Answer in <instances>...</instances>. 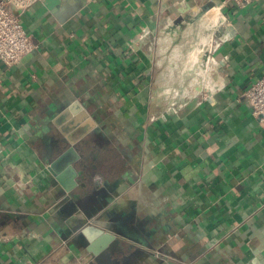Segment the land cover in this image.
Segmentation results:
<instances>
[{"label": "crops", "instance_id": "0c3cea01", "mask_svg": "<svg viewBox=\"0 0 264 264\" xmlns=\"http://www.w3.org/2000/svg\"><path fill=\"white\" fill-rule=\"evenodd\" d=\"M192 1L39 0L25 12L36 48L0 61V264H264V118L245 96L264 73V0L216 1L222 85L167 120L152 57L130 46ZM72 140L89 212L113 206L116 222L94 258L53 193L51 163Z\"/></svg>", "mask_w": 264, "mask_h": 264}, {"label": "bare ground", "instance_id": "6f19581e", "mask_svg": "<svg viewBox=\"0 0 264 264\" xmlns=\"http://www.w3.org/2000/svg\"><path fill=\"white\" fill-rule=\"evenodd\" d=\"M220 6L221 4H216L205 10L201 16L193 18L184 29L180 25H176L174 29H168V27L171 28V26H174L173 20L171 19L165 28L166 30L163 31V34L161 33V53L166 52V54H162L163 58L159 61L168 60V64L173 62L175 66H169L171 68H168V70L165 69L160 74L159 82H162V88L158 91L159 95L173 92V96H193L198 92L203 82L206 83L210 92L221 87L223 79L214 77L212 73L214 60L211 58H207L206 61L203 60L205 52L210 48V34L207 31L215 28L214 26L221 22L218 21L221 18L219 13H222L220 12ZM169 49L170 52L167 53ZM175 69L179 71L178 81L176 80L178 76L175 73ZM185 76H191L192 79L188 82ZM174 82L180 84L178 86L179 88L176 85V87L174 86ZM194 85L198 89L191 91L190 87Z\"/></svg>", "mask_w": 264, "mask_h": 264}, {"label": "built area", "instance_id": "2783aa9c", "mask_svg": "<svg viewBox=\"0 0 264 264\" xmlns=\"http://www.w3.org/2000/svg\"><path fill=\"white\" fill-rule=\"evenodd\" d=\"M39 0H0V61L7 67H12L19 64L23 58L31 53L35 48L36 44L33 36L27 31L23 22V15L31 7H33ZM204 4L216 2L217 0H200ZM253 0H226V2H233L238 7H245ZM223 15V21H225ZM226 25V24H225ZM152 31L150 29H144L141 33L135 36L131 41L130 46L133 49H141L143 39L149 35ZM224 36L221 34L216 40L209 57L213 58V53L216 48L223 41ZM218 67L214 62L212 69L214 77L218 78ZM219 89V87L217 88ZM216 90V89H215ZM214 90V91H215ZM210 92V95H213ZM201 93V91H200ZM199 93V94H200ZM197 94V95H199ZM245 96L251 106L252 114L264 118V73L253 83L246 91ZM190 101H185L183 105L174 107L173 109H164V112L160 113V117L163 120H167V115L171 110L179 109L180 107L186 106ZM3 149H0L2 152ZM18 188H22L23 185L18 182L16 183ZM112 208L109 206L103 209L100 213H96L91 216L90 223L93 225L101 226L109 231L116 230V222L112 218Z\"/></svg>", "mask_w": 264, "mask_h": 264}, {"label": "water", "instance_id": "95a60500", "mask_svg": "<svg viewBox=\"0 0 264 264\" xmlns=\"http://www.w3.org/2000/svg\"><path fill=\"white\" fill-rule=\"evenodd\" d=\"M212 4L214 3H209V6ZM84 156V151L79 150L77 142L72 140L71 145L51 163V171L58 181L53 193L58 200L57 209H74L67 223L75 232L85 236L84 244L89 252L88 258H94L101 255L106 248L114 246L116 234L113 230L109 231L90 223L92 216L88 210L90 197H84L83 194L88 192L92 182L80 183L78 180L82 171L80 163L84 160Z\"/></svg>", "mask_w": 264, "mask_h": 264}, {"label": "rangeland", "instance_id": "374dc122", "mask_svg": "<svg viewBox=\"0 0 264 264\" xmlns=\"http://www.w3.org/2000/svg\"><path fill=\"white\" fill-rule=\"evenodd\" d=\"M216 4H220L219 2H214V4L210 5L209 4H204L203 2L201 1H192L188 4H184L183 7L181 9H179L180 11H177L176 14L172 17V20H173V23H174V26H171V28L168 27V29H174L176 25H180L181 28H185L187 27V24L193 19V18H197L199 16H201L205 10L211 8L213 5H216ZM221 8V6H220ZM222 12V11H220ZM223 13H219V16L221 18H219V22L217 25H215L214 27L215 28H211L210 30H208V34H210V48L205 52V56H204V59L203 60H207V58H211L209 57V55H211V51L213 49V46L215 44V40L221 35L222 33V28L224 27L225 23L223 21ZM212 19L215 20V18L213 16H211ZM171 20V19H170ZM170 20L167 21V23H165L160 29L158 30H155V31H152L149 35H147L142 42V48L152 57L153 59V67H154V76H155V80H154V83H153V89H154V92H153V95H155L156 97V100L158 101L160 109H173L174 107H179L181 105H183V103L185 101H190L189 102V105L191 104H195L198 100V98L200 97H203V96H206L207 93L210 92L209 88H207V85L206 83H202L198 90V92L195 94V95H183V96H173V92L170 93V94H160L159 95V89L161 90V83L162 82H159V77H160V74L163 73V71L168 70V68H171L169 66H175V64L173 62H170L168 64V60H163L162 62H160L159 60H161V58H163L162 54H166V52L164 53H161L162 52V44H161V36L163 34V31L166 30V26L170 23ZM177 22V23H176ZM162 33V34H161ZM212 34V35H211ZM161 50V51H160ZM160 51V52H159ZM170 52V49L167 53ZM161 53V54H160ZM212 59V58H211ZM165 65V66H164ZM175 73H177L176 76V80L179 78V71L178 69H175ZM213 73V71H212ZM214 76V75H213ZM185 79L188 80V82L192 79L191 76H185ZM178 81V80H177ZM188 82H186L187 85ZM179 86L180 84H177V82H174V86ZM175 86V87H176ZM179 88V87H178ZM197 86L194 85L192 87H190V90L193 91V90H197ZM201 91V93H200ZM200 93V94H199ZM199 94V95H197ZM175 103V104H173ZM164 111V110H163ZM102 211L99 210L97 211L98 213H100ZM119 257V256H118ZM120 258V257H119Z\"/></svg>", "mask_w": 264, "mask_h": 264}]
</instances>
